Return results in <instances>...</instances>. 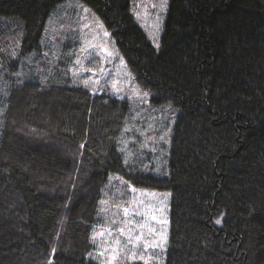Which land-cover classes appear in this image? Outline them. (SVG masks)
I'll return each instance as SVG.
<instances>
[{
	"label": "trees",
	"instance_id": "trees-1",
	"mask_svg": "<svg viewBox=\"0 0 264 264\" xmlns=\"http://www.w3.org/2000/svg\"><path fill=\"white\" fill-rule=\"evenodd\" d=\"M70 1L141 105L73 83L76 36L44 38ZM131 8L0 0V264H99L141 190L169 196L159 264H264V0H169L157 49Z\"/></svg>",
	"mask_w": 264,
	"mask_h": 264
},
{
	"label": "rangeland",
	"instance_id": "rangeland-1",
	"mask_svg": "<svg viewBox=\"0 0 264 264\" xmlns=\"http://www.w3.org/2000/svg\"><path fill=\"white\" fill-rule=\"evenodd\" d=\"M131 12L136 23L147 34L154 48L158 44L159 25L166 16L169 0H131ZM69 5L67 8L66 6ZM58 15L56 22H51L44 38L58 41L61 35L75 37V61L71 67V78L74 84L91 90L92 93L107 92L112 97L127 99L134 105H141L146 97L137 88L130 75L125 61L117 49L111 50L102 22L81 3L70 1ZM161 21V22H160ZM159 45V44H158ZM147 98V97H146ZM132 192L133 202L127 214L122 210V226L119 230L103 228L96 233L95 241L99 244V264H159L164 259V236L166 229L165 209L154 198L168 196L166 193L145 190ZM169 198V196H168ZM148 199L149 207H143ZM111 210H114L110 208ZM109 212L108 207L104 209ZM143 245L141 250L150 256L142 259L138 247L133 251L126 246ZM149 251V252H148ZM152 252V253H151ZM166 252V251H165Z\"/></svg>",
	"mask_w": 264,
	"mask_h": 264
},
{
	"label": "snow or ice",
	"instance_id": "snow-or-ice-1",
	"mask_svg": "<svg viewBox=\"0 0 264 264\" xmlns=\"http://www.w3.org/2000/svg\"><path fill=\"white\" fill-rule=\"evenodd\" d=\"M165 2H166V0H165ZM105 35H107V33H105ZM155 47H157V48H158V47H159V45H158V44H156V45H155ZM124 212L127 214V212H128V209H127V208H125V209H124ZM215 222H216L217 224L221 223V221H220L219 219H217Z\"/></svg>",
	"mask_w": 264,
	"mask_h": 264
}]
</instances>
